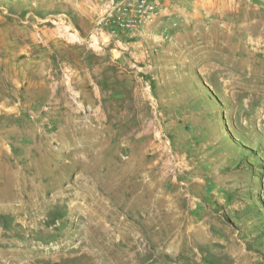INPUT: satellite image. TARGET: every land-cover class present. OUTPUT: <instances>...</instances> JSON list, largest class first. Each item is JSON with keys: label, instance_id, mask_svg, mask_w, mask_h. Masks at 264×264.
<instances>
[{"label": "rangeland", "instance_id": "374dc122", "mask_svg": "<svg viewBox=\"0 0 264 264\" xmlns=\"http://www.w3.org/2000/svg\"><path fill=\"white\" fill-rule=\"evenodd\" d=\"M91 1L0 0V264H264V0L104 48Z\"/></svg>", "mask_w": 264, "mask_h": 264}, {"label": "built area", "instance_id": "2783aa9c", "mask_svg": "<svg viewBox=\"0 0 264 264\" xmlns=\"http://www.w3.org/2000/svg\"><path fill=\"white\" fill-rule=\"evenodd\" d=\"M188 1L191 0H92L88 5L94 24L91 41L100 48L125 42L121 38L124 34L140 41L146 28L153 25L160 27V39L164 40L169 37V29L178 26L175 4Z\"/></svg>", "mask_w": 264, "mask_h": 264}, {"label": "crops", "instance_id": "0c3cea01", "mask_svg": "<svg viewBox=\"0 0 264 264\" xmlns=\"http://www.w3.org/2000/svg\"><path fill=\"white\" fill-rule=\"evenodd\" d=\"M180 11L183 12L184 9H180ZM159 32H160V27H155L154 25L153 26H148L146 28V32H145L144 38L142 40L136 41V42H126V40H125L124 43H125V45L126 44L127 45H137V47H138V45L145 44L147 42V39L149 41H151L152 39L155 40V41L157 39L159 40L161 38Z\"/></svg>", "mask_w": 264, "mask_h": 264}]
</instances>
